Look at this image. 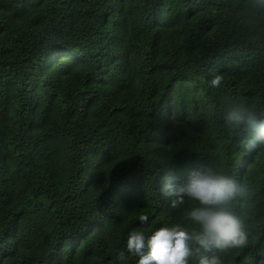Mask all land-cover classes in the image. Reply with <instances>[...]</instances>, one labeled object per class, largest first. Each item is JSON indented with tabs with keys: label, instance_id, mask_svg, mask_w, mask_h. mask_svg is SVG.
I'll list each match as a JSON object with an SVG mask.
<instances>
[{
	"label": "trees",
	"instance_id": "16d2710c",
	"mask_svg": "<svg viewBox=\"0 0 264 264\" xmlns=\"http://www.w3.org/2000/svg\"><path fill=\"white\" fill-rule=\"evenodd\" d=\"M237 101L264 111L254 0H0V264H137L131 231L195 227L165 178L210 166L244 187L249 234L216 254L264 264V148L225 126Z\"/></svg>",
	"mask_w": 264,
	"mask_h": 264
},
{
	"label": "clouds",
	"instance_id": "9594fccd",
	"mask_svg": "<svg viewBox=\"0 0 264 264\" xmlns=\"http://www.w3.org/2000/svg\"><path fill=\"white\" fill-rule=\"evenodd\" d=\"M264 8V0H254ZM223 76L215 75L210 86L219 88ZM225 126L238 133H246L243 149L253 152L264 148V111L255 105L233 102L223 112ZM165 196H175L173 207L195 201L196 205L185 207L183 219L195 227L181 224L156 229L150 236L133 230L126 241L127 252L138 257L137 264H222L217 252L247 246L249 234L241 217L232 205L244 195V187L234 177L218 173L212 166L194 170L187 181L176 184L171 177L165 178L161 189ZM141 215V222L148 221ZM124 258V253H120Z\"/></svg>",
	"mask_w": 264,
	"mask_h": 264
}]
</instances>
